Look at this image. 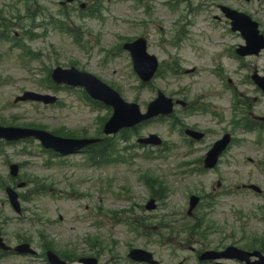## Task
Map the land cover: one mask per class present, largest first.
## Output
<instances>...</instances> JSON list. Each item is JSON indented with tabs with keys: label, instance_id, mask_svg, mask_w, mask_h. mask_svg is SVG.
Masks as SVG:
<instances>
[{
	"label": "rangeland",
	"instance_id": "374dc122",
	"mask_svg": "<svg viewBox=\"0 0 264 264\" xmlns=\"http://www.w3.org/2000/svg\"><path fill=\"white\" fill-rule=\"evenodd\" d=\"M79 1L73 7L65 0H0V125L40 127L59 136L98 137L110 111L93 106L79 90L54 89L48 74L58 66L93 74L124 100L137 103L142 111L157 90L174 99L195 101L197 106L209 105L208 111L194 108L185 113L178 109L169 119L152 121L129 132L128 141L119 134L114 136L108 144L114 156L109 162L99 163L82 153L52 158L35 141L0 142V224L7 237L14 240L15 233H22L37 243L43 237L59 250L70 244L82 255L94 250L95 239L111 244L113 253L121 256L130 243L148 244L150 250L164 256L165 264H176L178 259L170 256L191 255L181 251L190 244L155 234L157 230L171 233L179 226L196 224L200 229L197 237L203 242L238 244L242 249L259 246L264 251V138L256 145L252 136L235 130L237 140L244 136L246 142H236L216 172L199 171L198 162L205 148L232 128L234 96L240 110L252 96L261 102L258 111L264 110V97L255 92L245 78L248 70L241 69L231 53L240 38L229 31L225 19H214L222 17L220 5H229L256 18L264 29V0ZM81 4L96 9L95 17L80 9ZM53 22H63L68 32ZM138 37L147 39L148 52L161 64L159 75L149 85L140 83L129 54L121 47ZM222 52L227 57L219 59ZM174 63L179 69L173 75L166 67ZM250 63L245 61L247 66ZM253 63L262 71L263 58ZM186 69L193 72L185 74ZM228 79L232 82L229 85ZM25 91L54 95L58 103H14ZM181 124L208 135L203 142L190 144ZM149 134H156L162 145L137 144V138ZM11 163L20 166V180L27 184L19 191L26 196L22 207L27 210L20 217L10 212L3 192L10 182ZM250 183L263 193L255 195L238 188ZM40 191L46 192L31 196ZM153 191L162 197L160 206L154 211L144 210ZM192 194L202 196L204 202L191 218L186 211ZM131 206L135 216L146 217L147 239L135 241L125 224L116 223L119 216H111L114 211L126 215ZM109 258L105 257L102 264L125 262L123 258ZM0 264L43 262L5 257L0 258Z\"/></svg>",
	"mask_w": 264,
	"mask_h": 264
},
{
	"label": "water",
	"instance_id": "95a60500",
	"mask_svg": "<svg viewBox=\"0 0 264 264\" xmlns=\"http://www.w3.org/2000/svg\"><path fill=\"white\" fill-rule=\"evenodd\" d=\"M229 17L233 19V30H239L245 37L248 44L246 50H259L260 48L264 47L263 40L256 33V26L252 24L247 17L243 15H229ZM125 48L131 52L134 68L137 74L144 80L150 79L156 69L157 64L154 57L146 55L145 42L143 40H138L132 45H126ZM52 77L57 83H65L71 86H83L93 98L113 107L114 114L104 127L105 134L116 133L118 130L124 127L134 126L135 124L149 117L170 112V101L164 99L161 94H159V98L155 102L149 105L148 114L145 116H141L137 105L124 103L116 92L102 84L91 75L78 72L75 69L62 70L58 68L54 70ZM258 84L262 89H264V80L259 82ZM22 99L43 100L45 103L54 102L53 98L40 97L34 94H25ZM187 133L189 135H194L191 132ZM0 136L9 138L10 140H17L23 137L33 136L39 139L44 147H50L60 152L72 150L76 147H82L87 144V142L84 141L77 142L59 140L45 132L32 130L29 131L21 129H2L0 130ZM147 142L158 143L154 138H151ZM224 145L225 142L219 143L208 154L205 160V167L211 168L215 165L217 157ZM12 171L14 174L16 171V167H12ZM195 201L196 200L192 198V203ZM254 255L259 256L258 253H254ZM132 257L134 259H142L137 256Z\"/></svg>",
	"mask_w": 264,
	"mask_h": 264
},
{
	"label": "flooded vegetation",
	"instance_id": "af4514ba",
	"mask_svg": "<svg viewBox=\"0 0 264 264\" xmlns=\"http://www.w3.org/2000/svg\"><path fill=\"white\" fill-rule=\"evenodd\" d=\"M243 58H240V59H242V60L253 59V58H255V56H247V57H243ZM259 124L264 125V123H261V122H259ZM218 250H220V249H218ZM99 256H101V255L99 254ZM153 257L156 260H158V264H162V261H161V258H160L161 256H153ZM187 261H193L194 264H238V263H236V262H234L232 260H222V261H220L218 263L199 261V256L186 257V258L183 259V262L180 263V264H183V263H185ZM143 264H147V263H143Z\"/></svg>",
	"mask_w": 264,
	"mask_h": 264
}]
</instances>
